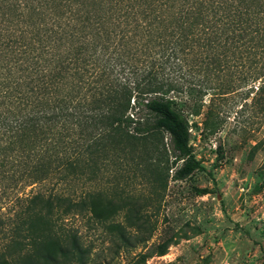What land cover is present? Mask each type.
<instances>
[{
	"label": "trees",
	"instance_id": "16d2710c",
	"mask_svg": "<svg viewBox=\"0 0 264 264\" xmlns=\"http://www.w3.org/2000/svg\"><path fill=\"white\" fill-rule=\"evenodd\" d=\"M233 94L264 115V0H0V264H88L72 217L146 241L169 178L204 170L180 105L209 97L212 130Z\"/></svg>",
	"mask_w": 264,
	"mask_h": 264
},
{
	"label": "rangeland",
	"instance_id": "374dc122",
	"mask_svg": "<svg viewBox=\"0 0 264 264\" xmlns=\"http://www.w3.org/2000/svg\"><path fill=\"white\" fill-rule=\"evenodd\" d=\"M208 100L198 115L191 113L192 101L180 105L192 153L204 170L179 181L169 178L158 212L147 210L153 232L143 234L146 241L120 247L92 220H67L89 250L88 264H264V115L242 108V97L233 94L217 101L210 130L204 125ZM162 136L172 156L169 136ZM135 175L124 188L148 195V185L140 184L142 175ZM86 189H94V183ZM194 189L207 193L197 195ZM164 243L161 255L158 247Z\"/></svg>",
	"mask_w": 264,
	"mask_h": 264
}]
</instances>
